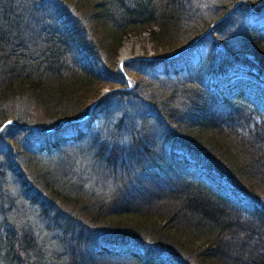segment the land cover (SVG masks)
Returning <instances> with one entry per match:
<instances>
[{
  "label": "trees",
  "instance_id": "1",
  "mask_svg": "<svg viewBox=\"0 0 264 264\" xmlns=\"http://www.w3.org/2000/svg\"><path fill=\"white\" fill-rule=\"evenodd\" d=\"M235 2L0 0V126L71 120L0 134L1 199L39 206L54 231L5 230L2 264H264V98L225 90L233 76L264 78V25L242 4L212 25ZM144 32L164 59L125 62L144 75L128 89L118 51ZM108 84L120 89L80 127ZM69 147L82 155L61 158ZM52 149L44 167L40 151ZM8 179L16 193L5 197Z\"/></svg>",
  "mask_w": 264,
  "mask_h": 264
},
{
  "label": "rangeland",
  "instance_id": "2",
  "mask_svg": "<svg viewBox=\"0 0 264 264\" xmlns=\"http://www.w3.org/2000/svg\"><path fill=\"white\" fill-rule=\"evenodd\" d=\"M246 1L251 3L250 2L251 0H246ZM199 5H200V2H199ZM242 5H244V4H242ZM245 6L246 5H244L243 7H245ZM240 13L242 14L244 12L240 11ZM222 16L224 18V15H222ZM252 20H253V22H255L259 25H264V10H262L259 15L254 14ZM216 21H214L213 23H215ZM154 47H155V43L151 40L150 36H148V34L146 32L141 33L140 35H128L126 37V39L124 40L121 48L118 51V56H117V59L115 62L114 69L121 70V66L124 69L125 62H131V61L135 62L136 61L137 65H139V63H138L139 60L147 59V58L149 59V57H151V58L156 57L157 55L154 53ZM123 54H125L124 57L122 56ZM100 66H102L101 63H100ZM122 73H124V75L126 74L125 72H122ZM143 76L144 75H142L141 73H138L137 71L136 72L132 71V73L130 75H128V77H129V83L128 84L126 82V76H125V83H126L125 87L128 89H133V87H136L137 81L142 79L141 77H143ZM243 77L244 76H240V75L233 76L231 81H230V83H231L230 86L225 88V90L227 92H231V93L237 91L236 88L238 87V82H240L243 79ZM262 79L261 78L259 79L261 81V83H259L258 81H256V83H258V85L262 89H264V78H262ZM244 81L246 82V80H244ZM109 86H111V85L108 84V85H105L104 87H102L99 95L91 101V104L93 101H95L97 98L101 97L103 94H104L103 97H105L108 94L113 93L117 89H120L119 86H117V87H109ZM248 93H251L252 95L257 94L255 92V90H250V92H248ZM257 99L259 100L258 97H257ZM96 104H95V106H96ZM95 106L90 110L89 115L85 119L79 121L80 127H82L83 124H85L86 122L90 123L91 121H93L95 119V116H93V112L96 109ZM99 113H101V112H99ZM100 116H101V114H100ZM9 119H13V118L9 117ZM68 123H70V122H64L62 124H68ZM96 123L100 124V123H102V120H97ZM62 124H60V125H62ZM7 126H13V125H9V124L6 125L2 129L0 134L5 133ZM56 128H54L53 130H55ZM39 132H42V131H39ZM49 132H51V131H49ZM70 134H71L70 131H67L65 133L66 136H68ZM29 138L31 141L33 140L32 135ZM6 139H9V138L6 137ZM9 140H7V141L9 142ZM44 142H46V140L41 139V135H39V138H38V140H36L35 144L42 145ZM83 148L84 147L79 148L78 150H73V149H71V147H69L67 150H64L65 155H62L61 158H67L68 156L66 157V155H71V154L75 155L76 153L78 155L79 154L82 155ZM40 152L43 155H45L42 158H39L40 162H41L40 164L43 165L44 167H53L56 160L54 157L50 158L49 154H55V152H57V151L52 149L51 152H46V151H40ZM58 154H60V152ZM70 161L77 162V163H74V165L76 164L75 166H77V170H75V173H76L75 179H81V181H82L84 179H87L90 176L88 173L89 171L85 168L86 166L85 167L79 166V164L81 162L80 159L79 160L78 159H72ZM68 165H69V163L66 164L67 169H68ZM70 165H72V164H70ZM70 169H72V168H69L68 170H70ZM69 174H70V172H69ZM9 179L7 180V183L4 187L5 192H3V193L5 194V197L8 194L14 195V193H16L15 188H13V186H11ZM104 181H105V183H108L107 180H104ZM104 181H102L103 184H104ZM215 183H216V187H219V185H220V188L225 190L226 194L229 195L232 200L238 199L237 195H235V193H233L232 191L229 190V185L226 183V181L221 180L220 177H218V176H215ZM22 225L29 226L36 233L37 238L38 239L41 238V240L46 239V238L49 239L48 235L51 233L52 234L54 233V231L52 232L51 229H49V227L46 226L45 222L41 218L39 206H36L35 204H31V203H24L21 199H17L15 203L10 204V201L7 198H5L3 200L0 197V237L2 236V233L5 232V230H7L9 232L15 231L16 229H21ZM46 229L48 230V232L46 231ZM46 244L47 245H45V243H41V248L44 251H46V255L48 257H50L55 253L56 245L54 243L48 244V242H46ZM0 248H1V245H0ZM200 248H202V247H200ZM130 249L133 250V248H130ZM20 256L22 258L24 257V253L22 250H20ZM0 260H1V254H0ZM0 264H2V262H0Z\"/></svg>",
  "mask_w": 264,
  "mask_h": 264
},
{
  "label": "water",
  "instance_id": "3",
  "mask_svg": "<svg viewBox=\"0 0 264 264\" xmlns=\"http://www.w3.org/2000/svg\"><path fill=\"white\" fill-rule=\"evenodd\" d=\"M239 4H244V5H246L247 7H249L253 12H254V14L255 15H259L260 13H261V11L262 10H264V8L261 10V11H256V10H253L252 8H251V5H250V3L249 2H247L246 0H237L234 4H233V6L224 14V17L225 16H227V15H229L230 13H232L234 10H235V8L239 5ZM221 18H223V16H221L220 18H218V19H216L217 21L218 20H220ZM215 20V21H216ZM216 21V22H217ZM215 22V23H216ZM215 23H212V25L213 24H215ZM211 25V26H212ZM198 39V38H197ZM197 39H195L193 42H191L189 45H187L184 49H182L181 51H179L178 53H176V54H174V55H172V56H170V57H168L169 59H171V58H175V57H178L179 55H181V54H183L191 45H193L196 41H197ZM148 59V58H147ZM149 59H164V58H156V57H154V58H151V57H149ZM121 71L122 72H124V69H123V67L121 66ZM125 76H126V82H127V84L129 83V77H128V75L127 74H125ZM103 96H104V94L101 96V97H99V98H97L95 101H93L92 102V104L90 105V107H89V111H88V113L85 115V116H83L82 118H80V119H78V120H76V121H80V120H83V119H85L88 115H89V112H90V110L95 106V104L99 101V100H101L102 98H103ZM64 122H71V120H62V121H59L58 123H56V124H54L53 126H51V127H49V128H42V127H39V126H31V125H25V124H22V123H19V122H17V121H15L14 119H8V120H6L1 126H0V132L2 131V129L6 126V125H13L16 129H21V130H33V131H44V132H49V131H52L54 128H56V127H58L60 124H62V123H64Z\"/></svg>",
  "mask_w": 264,
  "mask_h": 264
},
{
  "label": "bare ground",
  "instance_id": "4",
  "mask_svg": "<svg viewBox=\"0 0 264 264\" xmlns=\"http://www.w3.org/2000/svg\"><path fill=\"white\" fill-rule=\"evenodd\" d=\"M123 57L125 56V54L122 55Z\"/></svg>",
  "mask_w": 264,
  "mask_h": 264
}]
</instances>
